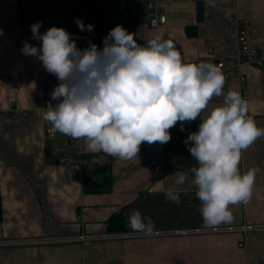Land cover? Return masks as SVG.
Returning a JSON list of instances; mask_svg holds the SVG:
<instances>
[{
    "label": "crops",
    "instance_id": "obj_1",
    "mask_svg": "<svg viewBox=\"0 0 264 264\" xmlns=\"http://www.w3.org/2000/svg\"><path fill=\"white\" fill-rule=\"evenodd\" d=\"M147 2L163 11L165 24L147 23ZM25 3L0 0V240L118 234L109 231L110 218L134 211L150 217L154 230L148 236L131 231L108 240L0 248V264H264L262 231L175 233L209 228L191 172L199 165L184 141L223 96H214L197 120L183 124L184 131L178 122L168 143H146V151L131 160L90 152L82 140L56 130V139H49L44 107L54 101L51 93L59 81L37 57L22 53L19 22ZM132 11V21L123 27L139 44L161 35L173 41L185 63L223 61L231 70L224 94L234 90L243 98L246 91L249 115L264 128V68L235 65L239 20L250 21L251 43L264 56V0H133ZM56 148L61 155L54 154ZM84 157L90 161L85 166ZM154 161L161 172H155ZM109 162L110 172L96 173L97 165ZM250 168L259 169L250 201L230 205L232 223L218 227L264 224V136L242 153L241 174ZM180 174L186 175L183 184L177 183ZM168 191L179 194V204L166 199Z\"/></svg>",
    "mask_w": 264,
    "mask_h": 264
},
{
    "label": "clouds",
    "instance_id": "obj_2",
    "mask_svg": "<svg viewBox=\"0 0 264 264\" xmlns=\"http://www.w3.org/2000/svg\"><path fill=\"white\" fill-rule=\"evenodd\" d=\"M75 23L81 31L94 29L81 19ZM41 26L31 25L40 46L25 41L22 53L37 57L59 81L51 93L57 103L47 104L43 118L59 133L82 140L90 152L137 158L142 144L168 143L169 130L178 122L184 131L183 124L197 120L214 96H223L184 143L199 165L191 172L205 225L232 223L230 205L250 201L259 171L250 168L241 174L242 153L264 136V128L257 126L237 91L224 94L221 67L183 62L173 41L161 35L139 44L136 34L122 25L103 38V48L89 41L84 49L64 28L53 26L41 34ZM185 180L180 174L177 183ZM165 197L180 203L178 193L168 191ZM129 226L145 235L154 230L151 218L139 211L130 214Z\"/></svg>",
    "mask_w": 264,
    "mask_h": 264
},
{
    "label": "trees",
    "instance_id": "obj_3",
    "mask_svg": "<svg viewBox=\"0 0 264 264\" xmlns=\"http://www.w3.org/2000/svg\"><path fill=\"white\" fill-rule=\"evenodd\" d=\"M133 0H115L114 12H112L109 0H26L25 6L21 11L19 29H21L22 40L28 43H36L32 38L31 25L42 22L39 31H44L50 27H62L76 40L77 47L84 49L89 41L96 44L99 48L103 46V38L116 25H128L132 21ZM124 13L128 14L124 18ZM109 17V22L106 18ZM76 19H81L85 25L92 24L94 29L91 36H86V31H81L75 23ZM146 151V143L140 146V152ZM98 155L113 156L101 152ZM111 162L103 166H96L94 170L99 174L110 172ZM85 191L87 187L85 186ZM129 217L123 213L113 215L108 221L110 232H131L134 231L129 226ZM4 220L3 202L0 191V223Z\"/></svg>",
    "mask_w": 264,
    "mask_h": 264
},
{
    "label": "built area",
    "instance_id": "obj_4",
    "mask_svg": "<svg viewBox=\"0 0 264 264\" xmlns=\"http://www.w3.org/2000/svg\"><path fill=\"white\" fill-rule=\"evenodd\" d=\"M109 5L114 12V6H115V0H109ZM146 9L148 10L147 15V23L152 26L153 28H158L159 25L165 24L167 21V16L163 13V11L157 7V5L152 4L151 2H147ZM124 18L128 17L127 13H124ZM238 22V59L236 62V66L238 68H242L246 65H252L259 69L264 68V56L262 55L261 51L255 48L250 40V21L247 19L245 20H239ZM91 36L92 32L86 31V36ZM217 66L221 67L223 74L225 75V78H229L231 76V70L230 68L223 62L218 61ZM243 99L246 100L248 97V93L246 91H243ZM53 105L56 104L55 101H49ZM48 102V103H49ZM45 107L47 106V104ZM44 107V111H46V108ZM46 135L49 139H56L57 134L55 129L52 127V124L48 122L47 128H46ZM71 144V143H70ZM54 154L56 156H59L62 154V151L59 148H56L54 150ZM65 161L64 157H61L59 159V162L63 163ZM90 161L84 157L81 160L82 165H87ZM153 168L155 169V172H161V164L158 161L153 162ZM252 231H262L264 232V224H244V225H237V226H223V227H215V228H195L194 230H180L175 232L176 234H194L195 233H202V234H209V233H238L241 232L243 234H247ZM120 234V233H118ZM117 233H108L105 235H79V237H66L64 238H58V237H51V238H22V239H8V240H0V248H8V247H16V246H37V245H51V244H61L65 242H84V241H94V240H108V239H114V238H121L118 236ZM144 236H148L145 235Z\"/></svg>",
    "mask_w": 264,
    "mask_h": 264
},
{
    "label": "water",
    "instance_id": "obj_5",
    "mask_svg": "<svg viewBox=\"0 0 264 264\" xmlns=\"http://www.w3.org/2000/svg\"><path fill=\"white\" fill-rule=\"evenodd\" d=\"M106 22H107V23L109 22V17L106 18Z\"/></svg>",
    "mask_w": 264,
    "mask_h": 264
}]
</instances>
